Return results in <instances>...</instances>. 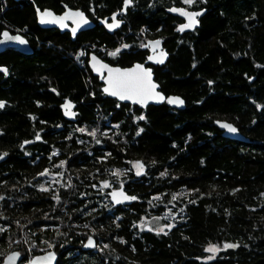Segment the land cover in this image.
Masks as SVG:
<instances>
[{
	"label": "trees",
	"instance_id": "16d2710c",
	"mask_svg": "<svg viewBox=\"0 0 264 264\" xmlns=\"http://www.w3.org/2000/svg\"><path fill=\"white\" fill-rule=\"evenodd\" d=\"M160 2L168 4L156 0L153 7ZM201 2L205 13L197 29L156 34L164 38L168 58L154 68V78L166 96L184 98V110L165 102L130 108L104 96L88 68L84 37L73 43L45 32L43 45L33 46L31 54H0V65L8 68L7 76L0 73V263L14 249L23 257L19 264L38 253L28 246L39 240L34 232L44 212L73 222L74 234L123 236L124 243L114 248L127 264H250L264 255V0ZM144 8L152 10L145 4L139 10ZM22 10L5 14L20 20ZM26 11L33 22L32 3ZM146 12L136 15L142 24L151 17ZM50 87L60 98L73 99L78 121L89 124L85 130L77 126L71 142H64L60 131V137H46L32 150L44 153L49 141L62 139L60 156L82 155L73 167L85 178L95 175L94 169L119 168L125 159L138 161L146 171L133 192L139 202L115 208L112 216L105 207L62 205L55 215L47 197L31 189L28 179L38 166L26 163L22 139L38 121L61 118ZM216 119L232 122L249 142L223 138L213 125ZM96 156L107 160L98 163ZM178 189L187 193L176 195ZM151 194L160 197L150 203L147 216L168 226L142 229L134 238L146 204L141 201ZM166 212L170 216L163 218ZM209 245L219 249L211 258Z\"/></svg>",
	"mask_w": 264,
	"mask_h": 264
},
{
	"label": "flooded vegetation",
	"instance_id": "af4514ba",
	"mask_svg": "<svg viewBox=\"0 0 264 264\" xmlns=\"http://www.w3.org/2000/svg\"><path fill=\"white\" fill-rule=\"evenodd\" d=\"M0 1H2L0 9V34L2 31H8L10 34H19L27 40L30 47L32 46V50L33 46L39 48L43 45V35L45 32L51 33L53 37L56 35L59 39L62 38L64 41L70 39L73 43L77 37H81V39L87 37L86 39L83 38V45L87 47V61L88 55L94 53L104 62L112 66L129 67L133 63H142L145 67L151 68L152 72L154 68L160 67L163 64L152 65L146 63L150 51L149 47H144V45L150 40L160 38L162 39V48L167 51L164 38L156 35L159 34L158 32L171 30L178 33H187L179 31V28L185 24V20L168 13L167 9L176 7L184 11L205 10L204 7H200L202 4L201 0H193L191 4L186 3L185 0H168V4H165L164 7L161 5V2L158 3L157 8H155L156 4L154 3L156 0H147L146 3H142V0H130V3L125 9H123L125 0H52V2L47 3L46 1L44 2V0L40 3L34 0ZM29 3H32L34 18L32 17L33 19L31 20H33V22L29 21L30 17L26 11ZM144 4L147 7H152L151 12H146V8L139 10L140 6ZM153 5L155 6L153 7ZM17 7L23 9L22 14H24V17L20 20L14 19V21H11L7 18L5 13ZM37 9L41 12L44 10H51L55 15L59 16L68 13L70 16L69 19L66 20L61 17L59 21L60 24L62 23L61 28L56 26L44 28L38 24ZM68 10L80 12L83 15V20L87 21L86 28L76 33L74 37L72 36L71 29H76L78 17L75 15L76 13H69ZM161 11L164 12V15H160ZM138 12H146L145 17H148V15H151V17L146 18L145 22L142 24L140 18L136 16ZM200 18L201 17H197L199 25ZM109 25L118 26L110 28ZM147 31H151V34H148ZM81 41L82 40H80V42ZM48 42L50 41L48 40ZM11 52L20 53L13 50H6L2 53ZM112 53H115V55ZM82 54L83 52H81L79 56ZM72 56L73 59H77L76 49L73 51ZM125 57L129 58L126 59ZM0 73L7 76L8 68L4 65H0ZM49 91L56 97L54 100L55 102L52 104L57 106L56 108L59 110L61 118L55 115L53 119L38 121V126L31 132V135L22 139L23 154L26 163L32 166H38L28 179L31 184V189L38 191L39 195L44 198V200L45 197H47L48 201L46 202L53 206L54 209L52 213H55V215H58L56 210L57 207L62 205L79 206L85 209L91 207L104 209L105 207L109 209L106 211V215L112 216L115 208L124 209L133 203L139 202V200H137V195L133 194V192L134 188L137 186L136 182L144 176L146 171L144 169L134 171L131 168V163L136 162L139 164L138 161L125 159L121 162L122 166L119 168L94 169L92 173L95 175L85 178L81 174V169L73 167L75 165L74 162L82 155H69L67 158L60 156L61 153L57 144L62 139L64 142L67 140L71 142V139H74L76 127H86L89 123L84 120L78 121L79 113L76 102L73 99L69 96L60 98V93L54 87H50ZM104 96L106 95L104 94ZM65 101L74 104L73 111L75 112V119L73 121L67 120L63 116L62 105ZM121 104L128 105L130 108H139L136 105L128 103ZM29 116L31 118V123H34V116ZM60 131L63 133V138L57 139L56 142L52 138L53 141H49L47 151L42 153L38 149L36 150L35 147L32 150V145L34 143H44L46 142V137L59 136ZM96 159L98 163H105V160H107L106 157L102 156H96ZM105 184L107 187H105ZM116 190L125 192L126 195L129 196V200L131 201L130 204H114L110 194ZM158 197H160L158 194H151L148 199L141 201L146 203L142 208V216L148 215L150 203L155 202ZM46 213L47 212H44L41 217H39L37 230L34 232V235L39 238L38 242L34 247L28 246V250L30 251L35 250V248L38 250L36 255L47 251H53L56 254L55 264L129 263L123 260L121 255L116 251V248H114L115 244L124 243L123 236L113 235L110 240L102 237V234L105 232H100L97 236H93L92 234H74L70 232V228L76 227L73 222L66 224L64 223V221H66L64 218L48 215V213ZM114 218L112 217V219ZM116 219L117 216L114 220ZM67 220L72 221L73 218L69 217ZM146 225L149 226V228H146ZM142 229L145 231H158L152 228L150 224H144L142 226L139 221L136 224L137 231L135 233L133 232L134 238L139 236L143 231ZM51 231H53V235ZM88 238L94 239L95 247L86 250L84 249V244ZM49 239H52V241ZM33 256L35 255H30L27 258L26 264H29V260Z\"/></svg>",
	"mask_w": 264,
	"mask_h": 264
},
{
	"label": "water",
	"instance_id": "95a60500",
	"mask_svg": "<svg viewBox=\"0 0 264 264\" xmlns=\"http://www.w3.org/2000/svg\"><path fill=\"white\" fill-rule=\"evenodd\" d=\"M129 4V3H128ZM128 4H124V8L128 5ZM173 9H176V11H173ZM38 13V24L41 27H51V26H56L58 28H61V24H60V19L62 16L59 15H55L53 14L50 10H44L43 12H39V10L37 9ZM45 12H50L52 14L51 17H45L46 21H52L53 19H55V22H45V23H41V16L43 13ZM68 12H73V13H80V12H74L71 10H68ZM167 12L181 17L182 19L185 20V24L187 25L189 24V18L188 15H183L181 14L182 12L184 13H188L189 15H193L194 19H195V23L192 24L191 27H183L184 25H182L179 28L180 32H188V31H192L193 29H195L196 27H198L199 23L197 21V17H202L205 13V10H198V11H184L181 8H176V7H170L167 9ZM196 13H199V15H195ZM81 14V13H80ZM70 16V15H69ZM69 16H65L63 19H69ZM78 17V21H77V27L75 29V32H73V29H71V33L72 36L74 37V35L76 33H78L79 31L83 30L86 28L87 23L82 22L81 20V16H77ZM83 17V15H82ZM63 22V20H62ZM183 29V30H181ZM63 30V28H62ZM4 33H7L9 38H6L4 36ZM19 39H16V38ZM72 37V38H73ZM20 40H23L24 43H20ZM157 42H159L157 44ZM149 47V51L150 54L147 57L146 63H150L152 65H162L164 64V62L167 60L168 58V53L166 52V50L164 48H162V39H154V40H150L148 41L145 45ZM6 50H13V51H18L20 53L23 54H31L32 53V48L29 46L27 40L22 37L19 34H10L8 31H2L0 34V53L6 51ZM163 54V55H161ZM162 60V62H160ZM87 65L90 69V71L92 72V74L94 76L98 77V81L101 83V91L109 98L111 99H116L118 102L121 103H128V104H132V105H136L141 109H145L147 106L149 105H153V106H159L161 104H163L164 102L171 108L177 109V110H184L186 103L185 100L182 96L178 95V94H170L168 96H166L161 90H160V86L158 84V82L155 80L154 78V74L151 70V68L145 67L144 64L142 63H133L131 66L129 67H120V66H112L106 62H104L101 58H99L96 54L94 53H90L88 55V61H87ZM137 65L141 66L144 70L149 71L150 72V81L152 85H155L154 88H152L150 90V92L146 95H144L143 97L140 96H135L132 98H128V99H120L119 95H111L110 92H106L105 89L109 88V79L110 78H114L117 76V71L119 70V73H126V72H131V70L136 69ZM113 70L111 73L109 72V70ZM162 97V99H161ZM176 100L178 99L179 101H182V103H169V100ZM66 105H71L70 108H67ZM74 108V104L69 102V101H65L62 105V112H63V116L64 118L73 121L75 119V112L73 111ZM231 125L233 128L236 129V132H229L227 130V128L222 127V125ZM213 125L221 132V136L225 139L231 140V141H238V142H243V143H248L249 139L244 136L240 130L237 128V126H235L232 122L226 121V120H220V119H216L213 122ZM2 160V158L0 157V161ZM111 200L114 204H130V200H125L124 197H129L126 195L125 192H123L122 190H116L111 192L110 194ZM119 201V202H117ZM146 228H149V226L146 225ZM89 241H91V244H89ZM95 247V242L94 239L92 238H88L84 244V249H92ZM23 257L20 254V252L18 250H11L9 251L2 259L0 264H19L20 262H22ZM56 262V254L53 251H47L45 253L42 254H38L33 256L30 260H29V264H55ZM250 264H264V255L260 258H258L257 260L251 262Z\"/></svg>",
	"mask_w": 264,
	"mask_h": 264
},
{
	"label": "snow or ice",
	"instance_id": "6c2138e0",
	"mask_svg": "<svg viewBox=\"0 0 264 264\" xmlns=\"http://www.w3.org/2000/svg\"><path fill=\"white\" fill-rule=\"evenodd\" d=\"M186 3L191 4L193 2V0H185ZM130 3V0H125V4ZM173 11H176V9H173ZM181 14L183 15H188L189 18V24L184 25L183 27H191L192 24L195 23V19L193 15H189L188 13H184L182 12ZM75 15L77 16H81V20L84 23H87V21L83 20L82 14L80 13H76ZM195 15H199V13H196ZM52 14L50 12H45L42 14L41 16V23H45V22H55V19H53L52 21H46L45 17H51ZM114 26H118V25H109V27H114ZM183 30V29H181ZM73 32H75V29H73ZM4 36L6 38H9L7 33H4ZM16 39H19L18 37ZM20 43H24L23 40H20ZM159 42H157L158 44ZM118 51V50H117ZM113 55H115V53H112ZM163 55V54H161ZM162 62V60L160 61ZM6 71V70H5ZM113 70H109V72L111 73ZM117 71V76L114 78H110L109 79V88H106L105 91L106 92H110L111 95H119L120 99H128V98H132L135 96H140L143 97L144 95L148 94L150 92V90L152 88L155 87V85L151 84L150 81V72L144 70L141 66L137 65L136 69L131 70V72H126V73H119V70ZM162 99V97H161ZM169 103H182V101H179L178 99L176 100H169ZM3 105L0 104V107H2ZM67 108H70L71 105H66ZM143 117H141L142 119ZM222 127L227 128V130L229 132H236V129L233 128L231 125H222ZM105 187H107V185L105 184ZM124 199H129V197H124ZM134 199V198H132ZM119 202V201H117ZM89 244H91V241H89ZM226 247H235V245H226ZM207 251L210 252H215L216 248L215 247H210L209 249H207Z\"/></svg>",
	"mask_w": 264,
	"mask_h": 264
},
{
	"label": "rangeland",
	"instance_id": "374dc122",
	"mask_svg": "<svg viewBox=\"0 0 264 264\" xmlns=\"http://www.w3.org/2000/svg\"><path fill=\"white\" fill-rule=\"evenodd\" d=\"M81 128V130H85V129H83L84 127H80ZM131 168L134 170V171H138V170H142V169H144L143 168V166H142V164L139 162V164L138 163H136V162H133V163H131ZM187 193V190L186 189H184V190H179L177 193H176V195H182V194H186ZM167 210V209H166ZM151 214V213H150ZM170 215L166 212L165 214H164V216H163V218H168ZM160 217H155V216H150V217H148V216H142V219L140 220V222H141V225L143 226L144 224H150L151 226H155V227H157L156 229L158 230V231H164L165 230V228L168 226V225H162V224H158V222L160 221ZM210 247H215L216 248V251L215 252H210V251H207L209 254H208V257L209 258H211V257H213L217 252H218V248L216 247V246H214V245H209L208 247H207V249H209Z\"/></svg>",
	"mask_w": 264,
	"mask_h": 264
},
{
	"label": "bare ground",
	"instance_id": "6f19581e",
	"mask_svg": "<svg viewBox=\"0 0 264 264\" xmlns=\"http://www.w3.org/2000/svg\"><path fill=\"white\" fill-rule=\"evenodd\" d=\"M39 10V9H38ZM51 11V10H50ZM39 12H41L40 10H39ZM43 12V11H42ZM52 12V11H51ZM37 13H38V11H37ZM53 13V12H52ZM54 14V13H53ZM69 16V14L67 13V14H65V15H63L62 17L64 18L65 16ZM38 16V15H37ZM30 46V45H29ZM33 51V50H32ZM167 52V51H166ZM68 120V119H67Z\"/></svg>",
	"mask_w": 264,
	"mask_h": 264
}]
</instances>
